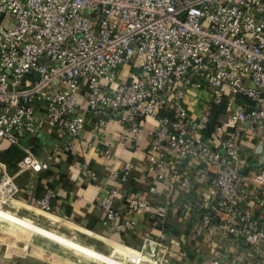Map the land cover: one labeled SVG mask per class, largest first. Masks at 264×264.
Listing matches in <instances>:
<instances>
[{
    "label": "built area",
    "instance_id": "1",
    "mask_svg": "<svg viewBox=\"0 0 264 264\" xmlns=\"http://www.w3.org/2000/svg\"><path fill=\"white\" fill-rule=\"evenodd\" d=\"M122 65L132 71L118 81ZM191 91L208 94V111L224 104V118L209 136L208 111L194 116L188 107ZM86 118L97 127L119 123L122 144L148 138L147 170L163 188L150 185L142 196H129L126 208L151 214L160 237L170 195L204 181L216 202L202 224L215 217L264 251V227L238 205L247 196L241 185L251 183L253 203L264 207V162L250 175L237 167L243 130L264 132V0H0V141L17 144L47 128L70 149ZM15 167L37 173L48 164L26 151ZM130 168L122 165L121 180ZM18 190L13 175L0 170V200H13ZM53 198L47 188L28 205L52 216ZM98 206L108 220L117 215L110 196ZM142 252L166 261L161 239L143 237L135 253ZM206 264L220 262L213 256Z\"/></svg>",
    "mask_w": 264,
    "mask_h": 264
},
{
    "label": "crops",
    "instance_id": "2",
    "mask_svg": "<svg viewBox=\"0 0 264 264\" xmlns=\"http://www.w3.org/2000/svg\"><path fill=\"white\" fill-rule=\"evenodd\" d=\"M131 71L130 65H122L118 81L128 80ZM207 100L206 92H189L188 107L194 116L208 111ZM223 114L217 120H222ZM145 126L152 128L154 123L146 120ZM119 131L120 125L114 120L97 127L86 118L70 149L63 148V138L47 128L22 137L17 144L0 141V170L13 175L19 189L16 197L7 202L9 213L0 208V219L16 226L15 235L10 236L7 227L0 223V230L6 231L4 236L0 235V264H206L213 256L220 264H264L262 249L255 251L249 247L215 217L209 224H202L208 205L216 202L214 188L208 182L193 181L186 194L174 191L170 195L163 237L151 223V214L132 215L126 208L129 196H142L150 185L159 190L163 187L151 180L147 170L148 138L143 134L137 143L122 144ZM231 131L221 133L220 138ZM258 145L264 147V132L244 129L237 167L245 175L256 172L264 162V148L259 151ZM104 150L108 151L107 156ZM26 151L48 167L37 173H16L15 163ZM125 163L131 168L128 177L121 180ZM84 172L94 173L97 180L88 181ZM47 188L54 191L52 216L40 214L28 205ZM253 189L251 183L241 185L240 194L247 196L238 205L250 211L255 227L263 228L264 207L253 203ZM104 196H110L112 208L117 209V215L110 220L98 206ZM123 222H131V227L125 231L112 228ZM143 237L162 240L167 247L166 261H153L147 252L135 253ZM30 238L41 242L45 249L29 243ZM116 247L126 250L125 261L111 257Z\"/></svg>",
    "mask_w": 264,
    "mask_h": 264
},
{
    "label": "trees",
    "instance_id": "3",
    "mask_svg": "<svg viewBox=\"0 0 264 264\" xmlns=\"http://www.w3.org/2000/svg\"><path fill=\"white\" fill-rule=\"evenodd\" d=\"M224 111V104L221 102L219 104L211 105L208 113H207V122L205 124L204 134L206 136H209L211 133V130L217 123L218 117L223 113Z\"/></svg>",
    "mask_w": 264,
    "mask_h": 264
},
{
    "label": "rangeland",
    "instance_id": "4",
    "mask_svg": "<svg viewBox=\"0 0 264 264\" xmlns=\"http://www.w3.org/2000/svg\"><path fill=\"white\" fill-rule=\"evenodd\" d=\"M0 208H2L4 211H6L7 213H9L8 211H7V203H1L0 202ZM40 217V216H39ZM0 223L1 224H3V225H5V227H7L5 230L7 231V233H9V235L10 236H14L15 235V231H16V226H14L11 222H8V221H4V220H2V219H0ZM3 228V227H2ZM6 231H3V230H0V235L1 236H4V232H6ZM20 232V231H19ZM16 235H19L18 233L16 234ZM17 237H19V236H17ZM8 240H11V239H8ZM28 242L29 243H33V244H35V245H38L39 247H41L42 249H45L44 247H42L41 246V242H39V241H37V240H34V239H29L28 240ZM14 244V243H13ZM14 247V246H13ZM16 249H14V252H16L15 251ZM1 251H3V247L2 246H0V254H2L1 253ZM22 251H25L26 252V250H22ZM18 255H22V253H19V252H16ZM25 256V255H24Z\"/></svg>",
    "mask_w": 264,
    "mask_h": 264
},
{
    "label": "bare ground",
    "instance_id": "5",
    "mask_svg": "<svg viewBox=\"0 0 264 264\" xmlns=\"http://www.w3.org/2000/svg\"><path fill=\"white\" fill-rule=\"evenodd\" d=\"M0 202L1 203H7L9 201L8 200H0ZM40 214H42V213H40ZM111 257L118 262H123L127 259V252H126V250H123L119 247H116V248H114Z\"/></svg>",
    "mask_w": 264,
    "mask_h": 264
},
{
    "label": "water",
    "instance_id": "6",
    "mask_svg": "<svg viewBox=\"0 0 264 264\" xmlns=\"http://www.w3.org/2000/svg\"><path fill=\"white\" fill-rule=\"evenodd\" d=\"M262 148H264V147H262V146H260V145L257 146V150H259V151H260Z\"/></svg>",
    "mask_w": 264,
    "mask_h": 264
}]
</instances>
